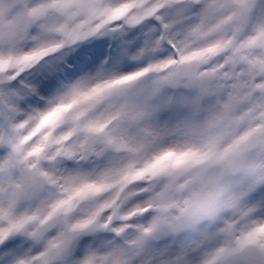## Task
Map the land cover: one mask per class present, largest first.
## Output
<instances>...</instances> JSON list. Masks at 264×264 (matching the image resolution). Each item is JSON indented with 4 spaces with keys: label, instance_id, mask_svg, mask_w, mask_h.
<instances>
[{
    "label": "snow or ice",
    "instance_id": "1",
    "mask_svg": "<svg viewBox=\"0 0 264 264\" xmlns=\"http://www.w3.org/2000/svg\"><path fill=\"white\" fill-rule=\"evenodd\" d=\"M0 264H264V0H0Z\"/></svg>",
    "mask_w": 264,
    "mask_h": 264
}]
</instances>
